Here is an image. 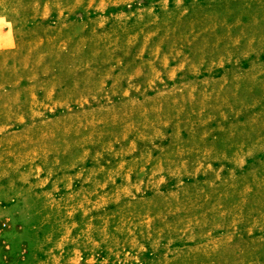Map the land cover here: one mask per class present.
Wrapping results in <instances>:
<instances>
[{"label": "rangeland", "instance_id": "rangeland-1", "mask_svg": "<svg viewBox=\"0 0 264 264\" xmlns=\"http://www.w3.org/2000/svg\"><path fill=\"white\" fill-rule=\"evenodd\" d=\"M103 1L152 18L91 35L99 103L0 115V264H264V0H0L7 81Z\"/></svg>", "mask_w": 264, "mask_h": 264}, {"label": "crops", "instance_id": "crops-1", "mask_svg": "<svg viewBox=\"0 0 264 264\" xmlns=\"http://www.w3.org/2000/svg\"><path fill=\"white\" fill-rule=\"evenodd\" d=\"M118 5L119 4L114 2L106 3L103 1V3L99 5V11L105 13L109 11L110 8L112 9L118 7ZM140 8L141 12H145L148 10V5H142ZM117 18L152 17L148 14L137 16L134 11H131L125 16H117L105 13L103 15H99V18L90 19V23L94 20L97 21V19L100 20L99 31L95 29H93V31H89L88 25L86 24L88 22L84 21L85 26L82 27L83 30H81L79 34H67L69 39H77L75 40L77 45H72L70 43L69 45H65L63 47L53 46L54 51L52 52L51 56L49 58H45L43 61L40 60L39 65L35 63H27L26 65L12 64L13 67L18 71V73L15 75V80L11 79L10 81H7V74L4 71L9 72L10 65L9 63L3 64V62L0 61V115L3 116V114L11 113L13 118L23 119L22 121H25V125H27L31 119L37 118L40 115V112L37 111V108L40 107L36 106V103L41 102V104H43L44 101H48L50 98L51 99L49 102H62L67 106L80 103L82 106H84L83 104L87 103L98 104L99 98L102 97V94L104 93L103 86L99 83V69L102 66H105L102 56L107 53H99L100 51H103L102 48H99V42L96 41L94 45L91 43V45H89L88 40L91 38L93 33H95L97 37L99 34L100 39L108 34L113 33V20ZM38 19L45 18H24V21L31 24L36 22L35 25H33V28H36L39 24ZM6 24V20L0 18V56L6 55L9 47H13H8L7 44L9 40L11 41L10 37L12 38V31L14 29H7ZM69 24L71 25L72 23ZM30 28L31 25L27 27V30ZM16 36L17 34L15 37ZM118 37H121L120 34H118ZM42 40L44 41V39ZM36 41L34 43L32 37L27 38L26 36H21L18 38L17 45L18 47L22 48L21 53H24L28 49L30 50L37 48L38 44ZM40 43V47L43 48L42 45L44 43ZM20 48L17 49L19 50ZM144 53L146 54V52ZM109 68H107L108 70L106 71H109ZM111 69L116 70L117 68L115 67ZM30 72H38L39 74L36 73V75H30ZM9 94L16 98H8ZM50 95L51 97H49ZM95 111L98 112V106L95 107ZM0 125L3 126L1 122ZM7 125L8 123H6L4 127ZM21 125L23 126V124ZM25 125L24 127L15 126L16 128H13V131H23ZM86 147H88V145H82L78 149L81 148L85 150Z\"/></svg>", "mask_w": 264, "mask_h": 264}]
</instances>
